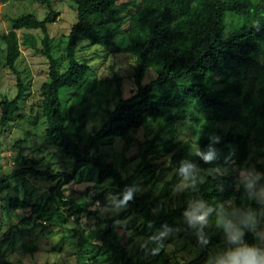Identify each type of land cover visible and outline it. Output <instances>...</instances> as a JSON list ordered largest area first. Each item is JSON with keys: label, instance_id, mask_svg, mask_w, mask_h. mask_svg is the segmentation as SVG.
Here are the masks:
<instances>
[{"label": "trees", "instance_id": "trees-1", "mask_svg": "<svg viewBox=\"0 0 264 264\" xmlns=\"http://www.w3.org/2000/svg\"><path fill=\"white\" fill-rule=\"evenodd\" d=\"M36 1L47 9L43 19L24 13L9 20L7 33L0 32V64L15 76L17 89L12 99L0 100V125L6 126L21 110L25 87L16 61L21 54L20 46L30 48L47 63L48 79L39 87L37 115L45 120L44 134L49 143L77 166L95 169L97 183L110 180L121 196L127 186L139 180L146 184L153 181L146 191L138 190L126 201L128 209L140 220L147 236L170 233L195 247L199 255L184 264H207L212 254L210 245L201 246L195 230L184 223L183 210L196 199H203L214 208H249L242 201L245 190L239 184V169L249 158L250 144L262 159L256 163V170L264 173V85L256 94L244 92L238 76L241 70L259 66L253 54L264 39V1L69 0L75 21L66 35L63 70L53 55L47 27L54 19L53 3ZM17 30H25L21 41ZM36 30L38 33L29 32ZM80 39H84L86 46L113 48L133 58V89L129 95L124 96L121 79L116 75L109 81L89 77L90 60L78 56ZM149 68L154 77L142 84ZM214 74H219L221 81ZM261 77L264 81V63ZM111 84H115L112 93ZM62 89L72 90L66 114L60 96ZM102 105L104 121L84 140L88 121ZM218 115L228 116L233 124L223 128L215 123H201L197 136L201 147L208 143L209 133L220 137L216 145L218 159L208 163L194 154L191 158L200 167V173L215 172L206 174L195 188L182 193L178 204L173 206L169 192L179 182L176 174L179 156L173 152L179 145L181 128L187 125L194 131L196 123L203 119L214 121ZM150 122L155 123L151 134L138 141L136 131ZM106 139H119L123 150L136 147L138 162L129 175L124 176L122 169L103 159L101 147ZM164 154H171L170 166L174 171L152 197L154 181L158 180L155 159ZM129 160L125 159V163ZM23 165L0 178V192L8 189L9 179L17 176L55 181L49 188L47 202L56 198L70 216L84 214L92 220L86 232L78 233L80 253L86 249L103 252L111 264H146L130 254L128 243L117 233L113 220L90 210L84 197L79 201L66 199L63 188L71 181V175L36 169L32 159L23 160ZM95 197L103 199L102 194ZM9 205L13 209L28 207L17 199L10 200ZM38 209L35 205L31 207L33 213ZM27 218L21 217L20 222ZM208 224H216L215 215ZM13 232L10 228L3 242L10 241ZM218 236L225 237L222 230ZM243 239L262 247L257 229H246Z\"/></svg>", "mask_w": 264, "mask_h": 264}, {"label": "rangeland", "instance_id": "rangeland-1", "mask_svg": "<svg viewBox=\"0 0 264 264\" xmlns=\"http://www.w3.org/2000/svg\"><path fill=\"white\" fill-rule=\"evenodd\" d=\"M51 1L55 14L53 21L48 23L47 27L52 37L53 55L59 59L60 70H63L66 35L75 21V12L69 0ZM28 12L43 19L47 9L36 0H2L0 2V32L7 33L10 30L9 20L11 18ZM24 31H16L19 41ZM29 32L38 33V30ZM80 42L82 46L79 48L78 56L90 60L89 77L109 81L113 75H116L121 79L124 96L129 95L133 89L131 82L134 70L133 58L113 48L86 46L84 39H80ZM20 51L16 68L20 72L25 95L20 112L6 126L0 125V178L21 169L25 159L34 160L36 169L48 171L50 174L65 172L72 176L71 181L63 188L66 199L79 201L84 197L90 210L96 211L101 218L113 220L117 233L123 241H127L129 252L133 257L139 258L146 264H184L196 258L199 255L198 250L174 234L160 233L155 237L147 236L142 223L128 209L123 196L114 190L110 180L97 183L95 169L77 166L71 158L64 156L49 143L44 134L45 120L37 115L39 87L48 79L47 63L43 56L30 48L20 46ZM253 56L259 66L247 71L241 70L238 76L243 82V91L256 94L264 85L261 77V65L264 63V39ZM153 77V70L147 69L142 84L147 83ZM214 77L221 81L219 74H214ZM114 88L115 84H111V93ZM16 92L15 76L6 66L0 64V100L2 98L12 99ZM71 92L72 90L68 89L60 91L64 114L68 110ZM102 107L103 105L97 110L93 119L88 121L83 131L84 140L104 121L105 115ZM201 123H215L223 128H228L233 124L228 116L218 115L214 121L203 119L196 123L194 131L187 125L182 126L179 145L173 152L179 156L178 162L184 158H192V148L197 144L198 127ZM154 127L155 123L150 122L138 129L136 131L138 141L150 135ZM101 154L106 162H112L122 169L124 176L129 175L138 162L135 158L136 147L131 146L123 150L119 139L104 140ZM128 158L130 160L125 163V159ZM155 160L158 163L155 168L158 180L154 181L152 197L158 194L163 183L171 178L174 171V167L170 166L171 154H164ZM261 161L262 159L257 156L254 147L250 144L249 158L240 167L239 175L245 168L256 170V163ZM213 172L215 171L209 170L200 175L204 177ZM152 182L146 184L139 180L136 185H139V191L143 192L150 187ZM54 183L55 181L42 177L17 176L9 179L10 187L0 192V262L6 261V264H111L103 252L86 249L80 253L77 246L78 233L86 232L92 225V220L84 214L70 216L66 207L56 198L47 202L50 196L49 188ZM197 184L190 188H195ZM188 189L177 190L175 186L171 188L169 196L173 206L178 204L180 195ZM99 194H102V200L95 197ZM12 199L23 201L28 207L13 209L9 205ZM242 201L257 211V219L250 229L260 231V242L264 248V215H261L264 205L256 200L248 199L246 193ZM167 203H169L168 200ZM33 205L39 208L36 213L31 211ZM21 217L29 218L25 222H20ZM10 228L14 231L13 238L3 242ZM220 231L221 229L216 224H208L204 229L207 244L212 250L210 257L230 246L225 237L218 236Z\"/></svg>", "mask_w": 264, "mask_h": 264}, {"label": "clouds", "instance_id": "clouds-1", "mask_svg": "<svg viewBox=\"0 0 264 264\" xmlns=\"http://www.w3.org/2000/svg\"><path fill=\"white\" fill-rule=\"evenodd\" d=\"M208 143L201 147L193 145L192 153L200 160L213 163L218 159L219 150L216 147L220 137L209 133ZM201 169L191 158H184L178 162L176 174L179 182L175 185L177 190L188 189L203 180ZM239 184L244 188L250 200H256L264 205V173L254 168H245L241 171ZM139 190V185L127 186L123 199H131ZM215 215L217 226L223 231L225 239L230 245L224 251L209 257L207 264H264V248L244 241V232L250 229L257 219V211L252 208L226 209L214 208L203 199L192 200L183 210L184 223L194 229L201 246L208 243L204 229L209 223V218Z\"/></svg>", "mask_w": 264, "mask_h": 264}]
</instances>
